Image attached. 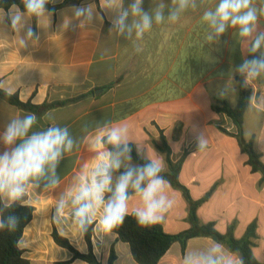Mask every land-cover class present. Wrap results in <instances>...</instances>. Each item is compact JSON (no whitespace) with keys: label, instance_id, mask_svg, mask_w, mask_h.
Instances as JSON below:
<instances>
[{"label":"crops","instance_id":"1","mask_svg":"<svg viewBox=\"0 0 264 264\" xmlns=\"http://www.w3.org/2000/svg\"><path fill=\"white\" fill-rule=\"evenodd\" d=\"M65 1L49 3L57 6ZM131 2H70L56 10L46 8L50 17H27L24 26L15 30L6 17L0 22V89L37 106L76 99L36 112L0 96V137L11 121L35 114L37 120L29 136L55 126L67 128L74 141L71 151L62 153L55 169L57 184L46 187L43 177L31 180L20 198L35 208L19 241L23 257L31 264H89L72 260L73 254L56 244L53 232L56 229L81 253L88 252L82 227L73 216L78 205L72 200L81 178H87L98 163L114 153L104 144L109 132L126 126L120 146L133 145L144 159L161 168L159 176L164 183L159 195L172 202L165 219L157 224L171 234L191 227L190 203L183 188L174 182L186 187L195 201L215 188L198 208L200 221L214 222L221 233L234 226L238 239L256 221L258 237L252 250L256 259L264 263V175L254 172L248 164L249 156L241 149L232 121L213 108L218 99L237 103L239 85L246 79V74L238 71L239 66L245 60L260 59L264 53V45L255 53L249 51L252 41L264 33V0H253L258 19L252 36L247 38L240 37L238 28L233 27L217 37L203 21L204 12L214 10L219 0H196V7L189 6L176 22L168 20L169 11L177 6L172 0H144L142 7L148 12L162 2L165 20L157 24L153 19L151 29L142 38L136 37L135 30L131 36L127 32L120 34L112 19ZM73 6H91L95 11L92 21L76 19ZM132 20L129 15L127 23ZM28 27L39 34V41L27 40ZM22 40L26 43L21 44ZM247 87L253 96L245 115L244 137L247 141L254 138V147L264 163V72L251 79ZM162 134L175 163L186 154L175 173L166 154L156 145ZM5 148L0 140V154ZM128 156L121 155L119 169L142 167ZM122 174L112 173L113 189ZM46 175H52L50 169H46ZM128 192L127 213L142 210L141 195L131 187ZM111 195L105 192V203L90 214V220L95 222L94 253L102 264H108L114 247V264H138L130 246L102 224ZM61 201L64 206L57 213ZM2 203L9 205L6 198H0ZM206 254L217 256L220 264H243L238 253L210 237L190 239L185 253L180 243H174L158 264H185L186 256L198 259Z\"/></svg>","mask_w":264,"mask_h":264},{"label":"clouds","instance_id":"2","mask_svg":"<svg viewBox=\"0 0 264 264\" xmlns=\"http://www.w3.org/2000/svg\"><path fill=\"white\" fill-rule=\"evenodd\" d=\"M49 2L50 0H21L24 10L21 11L15 4L7 13L0 9V22L6 17L10 22V27L15 30L24 26L27 17L37 19L43 16L50 17L51 13L45 7ZM143 3L144 0H132L128 8L121 7L118 10V15L112 19V24L120 34L127 32L131 36L135 30L136 37L142 38L151 29L153 19L157 24L165 20V5L162 2H159L152 12L145 11L142 7ZM172 3L177 6L169 11L168 20L171 22H176L180 13L189 6L196 7V0H172ZM109 5H111V0H109ZM71 11L76 19L84 18L87 22H91L95 16V11L91 6H73ZM129 15L133 17L131 24L127 23ZM257 19V10L253 6V0H219L214 10L205 11L203 14V21L208 23L217 37L223 34L228 27L238 28L240 37H250ZM26 38L36 41L40 39L39 34L31 27L26 30ZM207 39L211 40L212 36L208 35ZM25 43V40L21 41V44ZM262 45H264V33L252 41L249 51L255 53ZM238 71L246 74L245 86H247L251 79L264 72V53H261L260 59L245 60L239 66ZM36 120L35 114L13 120L0 137L6 146L0 154V198H6L9 205L13 201L20 200L26 193V185L31 180L43 177L47 181L46 187L56 185L57 164L62 153L71 151L73 147L74 141L69 137L67 128L53 126L47 131L33 133L29 136L28 133ZM122 130L126 132L127 127L112 129L107 135V143L119 149L124 141ZM130 151L131 149L125 146L123 152L109 153L107 159L98 163L87 178H81L72 203L78 205L74 215L79 218L82 228L90 222V214L94 212V209L99 204L105 203V192H111L112 195L105 204L103 226L111 230L122 224L127 215L130 187L141 195L144 203L143 209L135 213L137 222L141 226H152L165 219V214L171 208L172 202L159 195L164 181L159 176L161 168L155 162L140 168H128L119 176L114 189L112 188V172L120 168L121 155L130 153ZM127 158L130 159V156ZM46 169L51 170V176L46 175ZM63 206L64 202L61 201L57 207V213L63 209ZM17 224L18 217L8 218L7 226L10 230H15ZM4 227L5 222L0 220V229ZM185 264H220V260L212 254L202 255L198 259L186 256Z\"/></svg>","mask_w":264,"mask_h":264},{"label":"trees","instance_id":"3","mask_svg":"<svg viewBox=\"0 0 264 264\" xmlns=\"http://www.w3.org/2000/svg\"><path fill=\"white\" fill-rule=\"evenodd\" d=\"M81 1L82 0H66L64 4L70 2L79 3ZM14 4L24 10L21 0H0V8L7 11ZM62 5L51 6V4L48 3L45 7L56 10ZM0 96L4 97L14 105L36 112L47 111L51 108L63 106L76 100L68 99L53 103H44L43 105L37 106L30 102L24 103L17 95L9 94L1 89ZM252 96V89L245 86L242 82L239 85V97L235 105L230 104L226 100L218 99L213 108L215 112L225 114L232 121L235 128L234 134L240 142L241 149L249 156L248 164L252 167L254 172H262L264 175V163L261 160L262 155L254 147V138L247 141L244 137V120L246 112L250 107ZM104 144L112 152H123L125 148V146H119V149H117L110 143H107V139H104ZM156 145L166 154L167 163L173 173L177 172L181 167L186 154H184L180 161L175 163L172 160L171 147L163 134L161 139L156 142ZM127 147L131 149L130 153H127V155L131 156L142 167L153 163L150 160L144 159L135 150L133 145ZM126 170L127 169H116L113 170L112 173H124ZM174 184L183 188L184 195L190 203L189 218L191 227L189 229L180 233L171 234L167 233L159 224L143 227L137 222L135 213H127L122 224L110 230L118 236V240L125 242L130 246L132 256L138 264H158L174 243H180L182 251L185 253L188 241L195 237H210L216 242L225 245L230 251L240 255L243 264H264L256 259L252 250L254 247V240L258 237L256 221L248 226L245 235L240 239L236 238L234 235V226H231L225 233H221L217 230L214 222L202 223L198 217V208L211 197L215 188H212L203 198L195 201L186 187L179 184L178 181L174 182ZM34 210L35 208L33 206L24 204L22 199L7 206L3 203L0 205L1 220L5 222V227L0 229V264H31L29 260L23 257V250L19 247V241L23 236L24 229L33 219ZM10 216L18 217V224L15 230H10L7 226V220ZM73 216L76 217L75 215ZM76 218L79 220L78 217ZM94 228L95 222H92L91 220L82 228L85 240L88 244L87 253H81L77 250L72 243L66 237L60 235L56 229H54L53 238L58 246L69 250L73 254L72 260L79 259L89 264H102L94 253ZM116 258L115 248L112 247L108 264H114ZM69 263L70 261L57 264Z\"/></svg>","mask_w":264,"mask_h":264}]
</instances>
